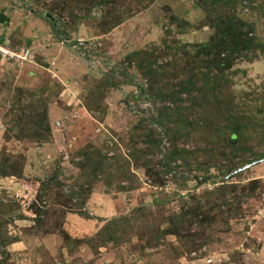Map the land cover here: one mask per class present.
Wrapping results in <instances>:
<instances>
[{"label": "rangeland", "instance_id": "rangeland-1", "mask_svg": "<svg viewBox=\"0 0 264 264\" xmlns=\"http://www.w3.org/2000/svg\"><path fill=\"white\" fill-rule=\"evenodd\" d=\"M212 1L105 0L87 11L91 0H0V47L22 54L0 53V161L26 181L0 179V199L23 201L1 217L8 240L0 243V264H264V155L255 157L264 148V0ZM220 9L257 46L222 73L220 100L211 103L221 113L212 127L219 130L193 125L167 140L151 117L168 102L150 98L147 86L166 91L193 55L207 56ZM132 53L154 58L151 78L136 69ZM218 103L233 108L232 127H243L241 147L252 151L245 160L220 154L230 129L222 128ZM197 114L193 121H201ZM39 117L50 136L34 142L28 126ZM145 135L161 138L160 151L147 149ZM171 145L181 154L163 171L159 161ZM88 157L101 159L104 172L82 174L77 163ZM53 175L57 187L48 181ZM35 181L49 182L39 199ZM195 199L208 218L190 231L205 243L166 230L170 216ZM31 202L39 221L18 217L32 215ZM128 216L133 227L118 231L119 241L102 236L107 220Z\"/></svg>", "mask_w": 264, "mask_h": 264}, {"label": "trees", "instance_id": "trees-1", "mask_svg": "<svg viewBox=\"0 0 264 264\" xmlns=\"http://www.w3.org/2000/svg\"><path fill=\"white\" fill-rule=\"evenodd\" d=\"M92 2V3H91ZM91 2L88 3L87 7L85 8L87 11H89L94 5L97 3H103L105 0H91ZM217 1L213 0L211 2V5H215ZM208 14V13H207ZM213 15L215 16L214 22L212 23L215 27V30L210 37V40L207 43V53L206 57L201 56H195L193 55L191 58V61H186V64L182 66L179 71H176V67H174L173 76L174 78H177V75H182L183 77L181 79L177 78V82L173 84L172 88L168 90H160L156 87V84L153 82L150 83L147 86V93L148 96L152 99H158L164 102H168V105H162L160 108H158L159 112L157 115L151 117V122L153 124H156L158 126H162V132L167 137V140L175 141L176 139L183 138L186 136V134L190 130V126H201L203 129L205 127V130H211L214 128V120L218 117V115H221L220 111L219 113L216 111V109H213V106H211L212 102H216L217 100H220L218 98V95H220V90L222 89L223 82H222V73L229 69L231 66V63L235 59L236 56H242V54H246L247 52H254L253 48H256L257 45L254 44L253 38L248 35L246 31L242 32V25L243 23H234V21L231 20L230 13H226L224 11L220 10H214ZM45 16V15H44ZM47 17V16H45ZM250 28V27H248ZM249 30V29H248ZM251 31V30H250ZM249 32V31H248ZM201 51V50H200ZM199 51V52H200ZM197 52V53H199ZM202 52V51H201ZM254 54V53H252ZM133 61L136 62L137 68L140 70V73L142 76H147L151 78L154 75V70L151 68V65L154 63V58L149 57L150 61H147L146 57H139L138 59L134 56L135 53L131 54ZM200 66L203 67L204 70L200 71ZM172 76V77H173ZM221 100H223L221 98ZM225 101L227 102V97L225 98ZM185 103V104H184ZM217 103V102H216ZM219 104V103H218ZM222 104L224 107L225 112V125L222 126V128L230 129V133L227 136V143L224 147L228 149H224L221 151V155L226 158V153L228 150V153L233 156L235 155H242L241 157H248L252 154V151L250 148L241 147V136L239 133V129L243 128L241 125H235V127H232L231 123L229 122V119H233L234 121H237L235 119V115L233 114V108L226 106L224 103H220L219 105L222 107ZM173 107V108H171ZM173 109V110H172ZM168 111H172V114L177 113L178 117L173 119L170 117V113ZM193 112H199L201 114H197L198 119H201V121H193L194 116L190 115ZM217 112V114H215ZM234 116V117H233ZM38 117V116H37ZM220 117V116H219ZM233 120H230L231 122ZM32 123H34L33 126H28L29 131L31 132V140L34 142H39L45 140L47 136H50V131L47 125L46 120L44 117L39 119H32ZM45 121V123H44ZM229 122L228 124L226 123ZM219 128L216 125L215 132L218 131ZM20 133V132H18ZM24 137V136H20ZM144 142L148 143L147 149H158L160 151V141L161 138L153 137L145 135ZM211 142H215V140H211ZM212 143V144H213ZM198 149V147L196 148ZM201 149V148H200ZM136 149L134 148V151ZM138 151V150H137ZM140 156L142 155V158L144 159V155L146 153H143L142 150ZM146 152V151H144ZM164 152L167 153V155H163V160L159 161L163 171H166V168L170 167L171 157L173 154H181L179 152H176L174 145H171V148L168 150L165 149ZM181 152V151H180ZM246 152V153H245ZM238 153V154H237ZM226 159V165L224 164V167L228 171L233 169V163L231 157ZM264 155V148L261 152L257 153L255 157H261ZM129 156L133 158L134 163L136 164L139 157H134L133 152L129 153ZM103 159V158H102ZM95 157H88V160L85 165L80 163L78 164V168L82 174L85 175L86 170L89 168V171L92 173V175L103 173L104 172V164L101 159H97L96 161ZM245 160V158H244ZM81 162V161H80ZM246 162V161H245ZM4 163H6L4 161ZM0 161V179L1 178H14L15 181H22L23 178H20L16 175L15 172L9 171L10 168H12V165L4 164ZM128 175V174H127ZM194 177V176H193ZM56 180L55 175H53L50 180ZM36 194L35 199H39L38 192H43L47 189L49 182H36ZM55 181L54 186H58ZM84 184V182H81L78 184ZM52 186L51 184L49 187ZM230 187L233 188L232 184H229ZM228 186V187H229ZM216 189H221L222 193L227 192V189L223 184H220L219 187H216ZM69 194L74 195V192L71 191ZM77 194V193H76ZM212 194V191H208L205 195L210 196ZM247 194H241V196L238 197H232L234 200V203H236L240 198L246 197ZM195 196L192 197L194 199ZM202 197V196H201ZM22 200L16 199V200H2L0 199V220L3 214L6 211H12L13 208H18L21 205ZM207 203V201L205 200ZM221 204L225 205L226 207L230 205V201L222 202ZM221 204H212L210 209L217 208L220 209ZM32 207L31 214H28L26 212L20 213L18 217L20 218H28L32 221H39L40 215H42V212L40 208H37L33 202L30 203ZM142 209L139 208L138 210H134L133 213L136 214V212L141 211ZM134 218V219H133ZM208 214L204 213L201 210L200 205L198 204V201L193 200V203L188 205H181L179 207V210L176 214L170 216L168 220V227L167 232L171 233L175 237L183 238L185 243L193 242L196 238L201 239V243H205V240L203 239L202 235H196V233L190 231V225L192 223H200V225L207 222ZM210 218V217H209ZM132 219L135 220V215H132ZM130 217H113L109 220H107L100 228V232L102 233V236L107 235L108 238L114 239L116 241L120 240V236L118 235V231L124 232L126 229L132 228L133 224L129 222ZM186 223V225H185ZM185 225V226H184ZM3 222L0 221V243L4 244L7 242L8 238L5 234V231L2 229ZM184 226V228H183ZM104 233V234H103ZM6 241V242H5Z\"/></svg>", "mask_w": 264, "mask_h": 264}, {"label": "built area", "instance_id": "built-area-1", "mask_svg": "<svg viewBox=\"0 0 264 264\" xmlns=\"http://www.w3.org/2000/svg\"><path fill=\"white\" fill-rule=\"evenodd\" d=\"M21 52V49H19V53ZM0 53L1 54H5V55H7V56H9V57H11V56H14L15 58H19L20 60H21V58H22V54L20 53H17V52H15V51H11V50H9V49H4V48H2V47H0Z\"/></svg>", "mask_w": 264, "mask_h": 264}, {"label": "water", "instance_id": "water-1", "mask_svg": "<svg viewBox=\"0 0 264 264\" xmlns=\"http://www.w3.org/2000/svg\"><path fill=\"white\" fill-rule=\"evenodd\" d=\"M45 15H46V14H45ZM46 16H47V17H49L48 15H46ZM262 159H264V158H262ZM247 166H248V164H246V165H243V166H242V167H240V168H244V167H247ZM240 168H239V169H240ZM239 169H238V170H239Z\"/></svg>", "mask_w": 264, "mask_h": 264}]
</instances>
